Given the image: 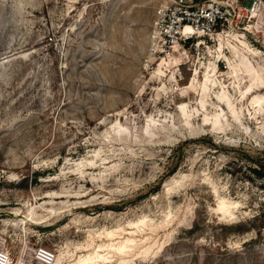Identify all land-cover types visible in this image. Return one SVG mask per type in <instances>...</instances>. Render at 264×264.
Returning a JSON list of instances; mask_svg holds the SVG:
<instances>
[{"label": "rangeland", "instance_id": "rangeland-1", "mask_svg": "<svg viewBox=\"0 0 264 264\" xmlns=\"http://www.w3.org/2000/svg\"><path fill=\"white\" fill-rule=\"evenodd\" d=\"M171 2L0 0L15 261L32 245L57 264H264V14L172 44Z\"/></svg>", "mask_w": 264, "mask_h": 264}, {"label": "built area", "instance_id": "built-area-1", "mask_svg": "<svg viewBox=\"0 0 264 264\" xmlns=\"http://www.w3.org/2000/svg\"><path fill=\"white\" fill-rule=\"evenodd\" d=\"M264 14V0H172L158 10L156 26L169 43L188 42L198 35L217 36L237 24L253 22ZM57 251L46 246H29L17 261L6 239L0 238V264H55Z\"/></svg>", "mask_w": 264, "mask_h": 264}, {"label": "bare ground", "instance_id": "bare-ground-1", "mask_svg": "<svg viewBox=\"0 0 264 264\" xmlns=\"http://www.w3.org/2000/svg\"><path fill=\"white\" fill-rule=\"evenodd\" d=\"M18 213V212H17ZM19 214V213H18ZM28 219L29 220H22L21 221V223H23V224H25V225H27L28 223H32V222H35V223H38L37 221L38 220H36L34 217H33V213L32 212H30V214L28 215ZM127 242H131L130 240H128ZM119 251H122V247L121 248H119ZM58 260V259H57ZM55 264H57V261H56V263Z\"/></svg>", "mask_w": 264, "mask_h": 264}, {"label": "trees", "instance_id": "trees-1", "mask_svg": "<svg viewBox=\"0 0 264 264\" xmlns=\"http://www.w3.org/2000/svg\"><path fill=\"white\" fill-rule=\"evenodd\" d=\"M255 173L259 174L260 176H264V174H260L257 170H255Z\"/></svg>", "mask_w": 264, "mask_h": 264}]
</instances>
